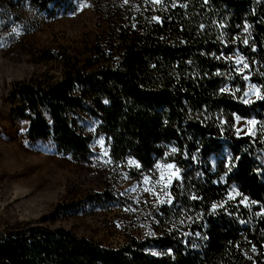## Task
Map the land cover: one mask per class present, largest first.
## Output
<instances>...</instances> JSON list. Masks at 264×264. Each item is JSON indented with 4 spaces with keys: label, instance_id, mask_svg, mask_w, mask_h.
I'll list each match as a JSON object with an SVG mask.
<instances>
[{
    "label": "trees",
    "instance_id": "16d2710c",
    "mask_svg": "<svg viewBox=\"0 0 264 264\" xmlns=\"http://www.w3.org/2000/svg\"><path fill=\"white\" fill-rule=\"evenodd\" d=\"M99 9L107 33L85 58L61 54L60 77L14 83L15 113L29 121V140H50L78 163L91 161L93 136L77 131L75 116L98 117L116 166L136 178L158 163L180 170L171 203L153 211L154 235L117 247L13 225L0 233V264H264V100L244 103L248 82L264 94V0H107ZM237 117L255 119L257 134H238Z\"/></svg>",
    "mask_w": 264,
    "mask_h": 264
},
{
    "label": "rangeland",
    "instance_id": "374dc122",
    "mask_svg": "<svg viewBox=\"0 0 264 264\" xmlns=\"http://www.w3.org/2000/svg\"><path fill=\"white\" fill-rule=\"evenodd\" d=\"M106 1L0 0V233L37 222L117 247L131 237L152 236L153 211L169 199L166 181L175 168H157L136 178L116 166L106 136L97 131L98 117L84 111L75 116L77 131L93 136L91 161L78 163L50 140H29V121L15 113L20 105L11 98L14 83L60 77L61 54L85 58L96 37L107 33L99 9ZM252 85L248 82L245 98L255 101ZM250 120L255 121L237 120L238 134H257ZM97 195L103 200L97 202Z\"/></svg>",
    "mask_w": 264,
    "mask_h": 264
},
{
    "label": "snow or ice",
    "instance_id": "6c2138e0",
    "mask_svg": "<svg viewBox=\"0 0 264 264\" xmlns=\"http://www.w3.org/2000/svg\"><path fill=\"white\" fill-rule=\"evenodd\" d=\"M152 2H153V3H160V0H152ZM125 3H127V0H125ZM84 6H87V5H81V6H80L81 9H82ZM173 6H175V5H173ZM72 14L75 15V12H73ZM154 19L159 20V17H155ZM247 30H248V29H247V27H246V28H245V31H247ZM13 31H16V30L13 29ZM244 43L247 44L248 41H247V40H244ZM241 59H243V58H241ZM236 62H237V63H240V59H238ZM244 67L247 68V67H249V65H248L247 63H245V64H244ZM244 78H245V79H248L247 76H245ZM221 91H226V89H221ZM249 91H255V92L257 93V98L260 99V100H264V94H259V88H258L256 85H252V86H251V89H249ZM248 94H249L248 92H245V95H246V96H247ZM105 103H107V101H105ZM244 103H246V104H250V103H252V100H250V99H248V100H244ZM239 119H240V117H237V120H239ZM248 123H249V124H255L256 121H254V120H250V121H248ZM21 131H23V129H21ZM101 143H103V141H101ZM172 151H173V152H176L177 149H172ZM131 163L136 164V166L139 167V164H137L136 161H131ZM156 167H157V168L167 167V168H169V169H173V168H175V165H173V164L161 165V164L158 163V164L156 165ZM179 171H180V170H179L178 168H176V170H175L174 172L170 173V174L168 175V177H167V181H166V183H167V184H171L172 181H173V178H174V177H175L176 179H179ZM163 179H164V174L161 173V180L163 181ZM144 180H145V182H147V181L149 180V177H145ZM194 198H195V197H194ZM245 199H247V198H245ZM164 202H165V201H160V203H164ZM167 202H168V203H171V200H168ZM252 203L255 204V203H257V201H252ZM216 207H217V205H213V209H215ZM148 235H154V233H148ZM196 235H199V233H196ZM253 251H255V248H253ZM168 252L171 253V252H172V249H168ZM156 254L159 255L160 253H156Z\"/></svg>",
    "mask_w": 264,
    "mask_h": 264
}]
</instances>
